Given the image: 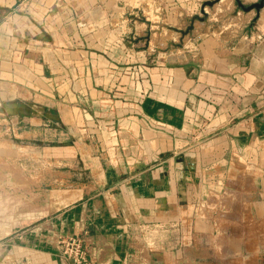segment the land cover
<instances>
[{
    "label": "crops",
    "instance_id": "1",
    "mask_svg": "<svg viewBox=\"0 0 264 264\" xmlns=\"http://www.w3.org/2000/svg\"><path fill=\"white\" fill-rule=\"evenodd\" d=\"M146 2L0 0V152L49 166L0 264H69L77 235L97 264H264V8L154 66L117 36Z\"/></svg>",
    "mask_w": 264,
    "mask_h": 264
},
{
    "label": "rangeland",
    "instance_id": "2",
    "mask_svg": "<svg viewBox=\"0 0 264 264\" xmlns=\"http://www.w3.org/2000/svg\"><path fill=\"white\" fill-rule=\"evenodd\" d=\"M207 1L212 0H147L126 13L117 36L123 39L128 53L144 55L150 65L157 66L189 60L212 34L238 39L256 31L258 12L255 9L245 12L235 0H231L228 8L218 6L219 3L206 6L207 18L198 19L204 18L203 5ZM241 1L249 6L260 0ZM194 18L197 19L193 29L184 35ZM138 60L140 58L135 57V61ZM2 119L0 117V133L4 130L1 129ZM10 135H0V140H12ZM28 150L23 147L21 158L9 154L10 158L3 159L0 152V262L2 249L9 239L22 238L49 218V208L44 205L49 193L48 165L45 160L32 159Z\"/></svg>",
    "mask_w": 264,
    "mask_h": 264
},
{
    "label": "built area",
    "instance_id": "3",
    "mask_svg": "<svg viewBox=\"0 0 264 264\" xmlns=\"http://www.w3.org/2000/svg\"><path fill=\"white\" fill-rule=\"evenodd\" d=\"M62 256L69 264H97L88 255L83 245V238L79 235L63 238L60 241Z\"/></svg>",
    "mask_w": 264,
    "mask_h": 264
},
{
    "label": "water",
    "instance_id": "4",
    "mask_svg": "<svg viewBox=\"0 0 264 264\" xmlns=\"http://www.w3.org/2000/svg\"><path fill=\"white\" fill-rule=\"evenodd\" d=\"M220 1L221 0H212V1L205 2V4L203 5L204 18L198 17V19L204 21L207 18V12L205 10V7L206 6L213 7L216 3H219ZM235 1L237 2L238 6H240L245 12H249L255 9L259 13L264 8V0H260L259 2L249 5V6H246L241 0H235ZM195 19L197 18L192 19V25L189 26V28L183 32L184 35L189 33L193 29L194 27L193 23L195 22Z\"/></svg>",
    "mask_w": 264,
    "mask_h": 264
},
{
    "label": "bare ground",
    "instance_id": "5",
    "mask_svg": "<svg viewBox=\"0 0 264 264\" xmlns=\"http://www.w3.org/2000/svg\"><path fill=\"white\" fill-rule=\"evenodd\" d=\"M230 4H231V0H221L218 6L222 8H228Z\"/></svg>",
    "mask_w": 264,
    "mask_h": 264
}]
</instances>
